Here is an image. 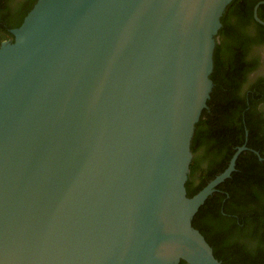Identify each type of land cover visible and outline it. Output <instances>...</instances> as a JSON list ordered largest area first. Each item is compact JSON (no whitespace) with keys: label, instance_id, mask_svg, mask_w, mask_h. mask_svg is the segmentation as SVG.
I'll use <instances>...</instances> for the list:
<instances>
[{"label":"water","instance_id":"water-1","mask_svg":"<svg viewBox=\"0 0 264 264\" xmlns=\"http://www.w3.org/2000/svg\"><path fill=\"white\" fill-rule=\"evenodd\" d=\"M232 1L36 2L0 45V264H221L192 219L246 147L185 183Z\"/></svg>","mask_w":264,"mask_h":264},{"label":"trees","instance_id":"trees-1","mask_svg":"<svg viewBox=\"0 0 264 264\" xmlns=\"http://www.w3.org/2000/svg\"><path fill=\"white\" fill-rule=\"evenodd\" d=\"M36 2L18 4L11 20L4 12L10 13V8L0 2V42L10 36L7 29L22 24ZM255 2L233 0L221 18L210 76L213 89L207 101L209 111L203 110L191 142L193 157L185 183L189 198L221 174L243 145L245 129L238 117L244 104L234 91L246 72L242 54L250 44L246 27L252 21ZM248 129L252 131L250 125ZM247 148L256 150L250 137ZM260 155L264 157V153ZM192 226L203 235L221 264H264V161L252 152L240 153L235 171L205 200Z\"/></svg>","mask_w":264,"mask_h":264},{"label":"flooded vegetation","instance_id":"flooded-vegetation-1","mask_svg":"<svg viewBox=\"0 0 264 264\" xmlns=\"http://www.w3.org/2000/svg\"><path fill=\"white\" fill-rule=\"evenodd\" d=\"M0 2L1 5H6L10 8V13L4 12L7 19L11 20L14 17L12 11L17 8L18 4L25 2V0H0ZM255 15L259 21L256 20ZM234 19V17L230 18L232 23ZM14 29L16 28L7 29L10 36L1 41L0 45L4 41L12 42L14 40L12 34ZM246 31L250 39V44L246 47L247 50H244L242 54V63L246 67V72L239 87H236L234 94H237L244 104V110L240 114V117H238V122L245 129L244 142L241 147L244 146L246 149L242 152H252L260 162H263L264 157L260 153H264V0H256L253 4L252 21L247 25ZM248 125L252 128V131H249ZM249 137L256 147L255 151L247 148Z\"/></svg>","mask_w":264,"mask_h":264}]
</instances>
